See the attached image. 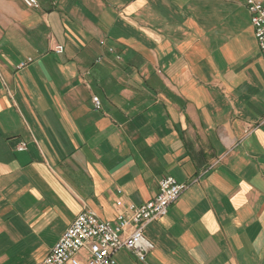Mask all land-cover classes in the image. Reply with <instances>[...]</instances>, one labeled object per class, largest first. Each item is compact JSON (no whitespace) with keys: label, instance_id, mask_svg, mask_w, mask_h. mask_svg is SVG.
I'll return each mask as SVG.
<instances>
[{"label":"crops","instance_id":"0c3cea01","mask_svg":"<svg viewBox=\"0 0 264 264\" xmlns=\"http://www.w3.org/2000/svg\"><path fill=\"white\" fill-rule=\"evenodd\" d=\"M39 3L0 0V264H42L77 216L114 222L117 200L152 201L169 176L189 186L145 228L155 250L118 264H264V59L245 0Z\"/></svg>","mask_w":264,"mask_h":264},{"label":"built area","instance_id":"2783aa9c","mask_svg":"<svg viewBox=\"0 0 264 264\" xmlns=\"http://www.w3.org/2000/svg\"><path fill=\"white\" fill-rule=\"evenodd\" d=\"M29 9H39V0H20ZM251 16V24L262 58L264 59V0H245ZM63 54L64 47L54 48ZM29 62H33L32 59ZM26 64L20 67L24 68ZM95 111L103 109L98 96L92 99ZM247 133H250L248 130ZM27 144L18 147L25 151ZM188 183H180L169 176L160 181V192L152 201L142 205H125L117 200L116 220L108 222L99 219L92 211L77 216L72 225L63 233L42 264H118L117 254L131 251L141 261L145 260L156 248L145 236V228L164 218L170 207L188 189Z\"/></svg>","mask_w":264,"mask_h":264}]
</instances>
